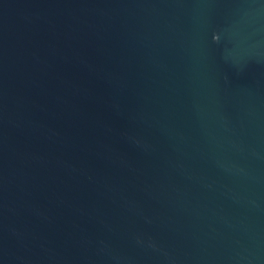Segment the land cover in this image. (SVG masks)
Listing matches in <instances>:
<instances>
[{
    "label": "water",
    "instance_id": "1",
    "mask_svg": "<svg viewBox=\"0 0 264 264\" xmlns=\"http://www.w3.org/2000/svg\"><path fill=\"white\" fill-rule=\"evenodd\" d=\"M0 264H264V0H0Z\"/></svg>",
    "mask_w": 264,
    "mask_h": 264
}]
</instances>
